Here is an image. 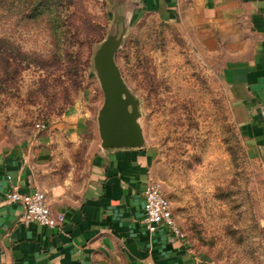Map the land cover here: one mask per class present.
<instances>
[{
	"label": "rangeland",
	"instance_id": "obj_1",
	"mask_svg": "<svg viewBox=\"0 0 264 264\" xmlns=\"http://www.w3.org/2000/svg\"><path fill=\"white\" fill-rule=\"evenodd\" d=\"M53 1V13L63 20L71 14L74 25L60 28L70 45L55 44L48 14L30 20L17 0L10 11L0 6V37L8 40L0 42V54L12 61L19 48L32 57L14 76L3 73L0 57L4 131L19 135L35 132L37 122L47 129L68 123L83 141L79 154L86 141L102 139L104 92L93 57L114 35L123 96L137 106L142 144L156 155L153 175L192 247L212 264H264V169L231 117L221 75L226 51L152 11L135 14L123 1Z\"/></svg>",
	"mask_w": 264,
	"mask_h": 264
},
{
	"label": "crops",
	"instance_id": "obj_2",
	"mask_svg": "<svg viewBox=\"0 0 264 264\" xmlns=\"http://www.w3.org/2000/svg\"><path fill=\"white\" fill-rule=\"evenodd\" d=\"M152 11L226 51L221 68L231 117L247 152L264 169V0H119ZM10 134L0 126V264H212L161 224L144 226L143 189L154 149L83 142L75 126ZM43 189L60 227L21 218L5 192Z\"/></svg>",
	"mask_w": 264,
	"mask_h": 264
},
{
	"label": "water",
	"instance_id": "obj_3",
	"mask_svg": "<svg viewBox=\"0 0 264 264\" xmlns=\"http://www.w3.org/2000/svg\"><path fill=\"white\" fill-rule=\"evenodd\" d=\"M117 46L114 35L102 42L93 61L101 77L104 101L99 114V132L105 146H134L142 143L136 117L138 109L129 95L123 96V86L114 61ZM131 104V109L128 105Z\"/></svg>",
	"mask_w": 264,
	"mask_h": 264
},
{
	"label": "built area",
	"instance_id": "obj_4",
	"mask_svg": "<svg viewBox=\"0 0 264 264\" xmlns=\"http://www.w3.org/2000/svg\"><path fill=\"white\" fill-rule=\"evenodd\" d=\"M37 129L45 128L44 122L35 123ZM144 216L142 222L148 231H155L163 224L172 235L187 238L184 231L175 220L171 202L163 191L161 182L153 175H149L143 189ZM8 201H20L24 210L21 218L26 221H34L47 227H60L63 223V213L51 209L45 191L37 188L32 192L22 193L16 185H12L5 192ZM261 224L264 225V208L260 216ZM151 264V260L146 261Z\"/></svg>",
	"mask_w": 264,
	"mask_h": 264
},
{
	"label": "trees",
	"instance_id": "obj_5",
	"mask_svg": "<svg viewBox=\"0 0 264 264\" xmlns=\"http://www.w3.org/2000/svg\"><path fill=\"white\" fill-rule=\"evenodd\" d=\"M20 5V10L22 12V17L30 20L38 19L41 16H44L48 14L47 20L49 22V26L51 29V33L55 36L56 45L59 43V41H64L67 45H70L71 41L70 36L66 35V29L61 30V26H68L71 27L74 25L73 21H71V14L68 15V19L63 20V18L58 13H53L52 8L53 4H56L53 0H17ZM13 4V0H0V6L5 9L6 11H10ZM64 6V5H62ZM82 30L81 25L76 26V31L72 35L73 38H77L78 40V34ZM85 29V28H84ZM84 35L87 37L88 32H85ZM91 36V35H90ZM63 40H61V38ZM67 38H69V42L67 41ZM72 38V39H73ZM8 41L5 37H0V42H6ZM76 41V39H75ZM74 42V41H73ZM5 47L2 48L0 46V53L1 50L3 51ZM66 50V49H63ZM18 52L12 57V61H10V56H4L0 54V57L4 59V62L6 64L5 69L3 70V73L8 75L11 74L12 76L18 74L21 68H23L22 62L26 60V62H30L32 60L31 55H29L27 52L21 51L19 48L17 50Z\"/></svg>",
	"mask_w": 264,
	"mask_h": 264
}]
</instances>
